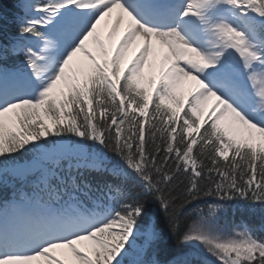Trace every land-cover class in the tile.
<instances>
[{
	"label": "snow or ice",
	"instance_id": "obj_1",
	"mask_svg": "<svg viewBox=\"0 0 264 264\" xmlns=\"http://www.w3.org/2000/svg\"><path fill=\"white\" fill-rule=\"evenodd\" d=\"M15 6L0 42V189L17 185L0 192V264H264V0ZM108 20V41L124 27L114 48ZM168 237L180 251L162 262Z\"/></svg>",
	"mask_w": 264,
	"mask_h": 264
},
{
	"label": "trees",
	"instance_id": "obj_2",
	"mask_svg": "<svg viewBox=\"0 0 264 264\" xmlns=\"http://www.w3.org/2000/svg\"><path fill=\"white\" fill-rule=\"evenodd\" d=\"M16 0H0V42L7 43L9 39V30L13 26L14 14L11 11L15 6ZM109 158L115 160L116 158L109 154ZM186 218L182 217L181 227L183 228V223ZM180 249L176 247L173 237H168L166 244L162 245L158 251L157 259H164L172 257Z\"/></svg>",
	"mask_w": 264,
	"mask_h": 264
},
{
	"label": "rangeland",
	"instance_id": "obj_3",
	"mask_svg": "<svg viewBox=\"0 0 264 264\" xmlns=\"http://www.w3.org/2000/svg\"><path fill=\"white\" fill-rule=\"evenodd\" d=\"M116 43L117 42H114L113 44L114 45H116ZM89 45H90V43H89ZM112 46V45H109V47L110 48H114L115 46ZM88 48L90 47V46H87ZM89 51H92V53H93V55H99L98 54V52L94 49V46H93V49H91V48H89L88 49ZM133 52V51H132ZM132 52H128V53H126L125 54V56H124V60H123V62H122V65H121V67H124L126 64H127V62H128V60H130V55H129V53L132 55ZM81 63H83V64H86V62H84L83 61V58L82 59H80L79 57H78V60H73V62H72V64H73V66H78V65H80ZM145 77L146 78H148V77H155V75L157 74V71L158 70H156V69H154V70H152L151 72L149 71V69L146 67L145 68ZM178 87H180V85L178 86ZM189 87H191V86H189ZM60 88V86L58 85V89ZM188 91V90H187ZM210 110V108H206L205 107V109H204V115L206 116L207 115V113H208V111ZM203 118V117H202ZM84 243V245H86L87 244V242H83ZM201 247V246H200ZM202 248V247H201ZM203 250V249H202ZM57 251V255H62V254H66V252H67V250L66 249H58V250H56Z\"/></svg>",
	"mask_w": 264,
	"mask_h": 264
},
{
	"label": "bare ground",
	"instance_id": "obj_4",
	"mask_svg": "<svg viewBox=\"0 0 264 264\" xmlns=\"http://www.w3.org/2000/svg\"><path fill=\"white\" fill-rule=\"evenodd\" d=\"M111 23H112V21H111V20H108V27H107V28L104 27L105 21H104V23H103L102 25L99 26L103 38H107V34H108V31H109V29H110V27H111ZM123 30H124V27H123V25H122L121 28H120V29H119V30L113 35L111 41H113V40L115 39V37H119V39H120L121 34H123ZM119 39H118V40H119ZM129 51H130V52L133 51V53H135V51H136V46H133V48L129 49L128 52H129ZM77 57H78V56H77ZM77 57H75L74 60H78ZM158 61H159V59H158V57H157V58H156V62H158ZM191 85H192V82L189 81V86H191Z\"/></svg>",
	"mask_w": 264,
	"mask_h": 264
}]
</instances>
